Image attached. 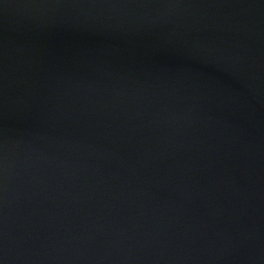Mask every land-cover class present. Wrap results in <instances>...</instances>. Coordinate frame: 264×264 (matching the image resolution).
I'll list each match as a JSON object with an SVG mask.
<instances>
[{
  "label": "water",
  "instance_id": "obj_1",
  "mask_svg": "<svg viewBox=\"0 0 264 264\" xmlns=\"http://www.w3.org/2000/svg\"><path fill=\"white\" fill-rule=\"evenodd\" d=\"M0 264H264V0H0Z\"/></svg>",
  "mask_w": 264,
  "mask_h": 264
}]
</instances>
